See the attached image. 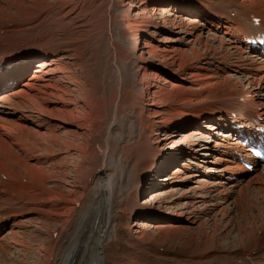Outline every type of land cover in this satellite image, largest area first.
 <instances>
[{
    "label": "bare ground",
    "instance_id": "1",
    "mask_svg": "<svg viewBox=\"0 0 264 264\" xmlns=\"http://www.w3.org/2000/svg\"><path fill=\"white\" fill-rule=\"evenodd\" d=\"M0 30V264H264V166L236 165L225 123L246 106L264 125L244 41L264 0H0ZM163 227L179 253L114 247L150 254Z\"/></svg>",
    "mask_w": 264,
    "mask_h": 264
},
{
    "label": "rangeland",
    "instance_id": "2",
    "mask_svg": "<svg viewBox=\"0 0 264 264\" xmlns=\"http://www.w3.org/2000/svg\"><path fill=\"white\" fill-rule=\"evenodd\" d=\"M51 1H55V0H51ZM58 1H63V0H58ZM53 5H54V3H52ZM160 6H164V5H162V4H160ZM142 42H143V40H141V44L140 45H142ZM217 55H220V56H217L216 58L218 59V57L219 58H224V54L221 52V54H217ZM225 55H227L226 57H228V58H225V61L226 62H232V61H230V60H233V59H236V57H237V54H231V55H229V54H225ZM235 55V56H234ZM230 59V60H229ZM149 61H152L154 64H155V60H151V59H148ZM37 61V60H36ZM36 61H34V62H32V64H31V66L29 67V70L31 71L32 69H34V66H35V64H36ZM217 62H219L218 60H217ZM156 65V64H155ZM218 65H220V66H224L223 67V70L224 71H226V72H228V73H230V74H233L232 72H230V70H228L227 71V69L229 68L227 65H225V64H223L222 63V61L220 62V63H218ZM227 66V67H226ZM237 76H239V74L238 75H235V77H237ZM176 80V79H175ZM174 81V80H173ZM21 84V81L19 80V81H14L11 85H10V88H7L5 91H4V93H2L1 94V96H5L6 97V93L7 94H11V92H16V91H18V89H19V85ZM242 88H245V86L243 85V87ZM71 92L74 94V91L71 89ZM0 108H6L5 107V104H2V103H0ZM191 124V123H190ZM176 133H178V130H177V132ZM175 140H178V137L175 139ZM165 151H167V150H165ZM173 165H171L169 168H171ZM168 168V169H169ZM174 169V168H173ZM163 175H165V173H163L162 175H161V177H158V180H160V178H162L163 177ZM159 182V181H158ZM250 190H252V189H250ZM243 191V195L245 196L242 200H246V201H248L249 200V196H251L252 198H256L255 196L257 195L255 192H253V190L252 191ZM248 195H245V193ZM255 193V194H254ZM151 194V192L150 191H148V193H146V194H144V196L143 197H145L147 200L150 198V195ZM254 196V197H253ZM247 198V199H246ZM250 200H251V198H250ZM169 215V214H168ZM171 216V215H170ZM166 219H164L165 220V225H163V226H167V225H169V227H173V228H177L178 226H182V224L184 223V220H182L181 218L180 219H173V218H167V217H165ZM216 220H215V223H216V225L220 228V229H225L224 227H226V225H227V218L225 219V218H219V216H217V217H214ZM137 219H139V218H137V214H133L132 215V218H131V220H129L130 222H131V224H134L135 222H136V220ZM226 220V221H225ZM211 221H213L212 219H210V218H202V221L201 222H203V224H204V227H207V225L208 224H211ZM208 222V223H207ZM210 222V223H209ZM33 223V222H32ZM176 224V225H175ZM27 225H30L29 226V228L30 229H32V226L33 225H31V224H27ZM223 226V227H222ZM163 228H165V227H163ZM29 230V229H28ZM164 231H165V238H163V239H161V240H156V238H153V240L151 241L150 240V242H149V244L148 243H146L145 244V247L149 250V252H150V254H145L144 252H142L141 250V248L140 249H129L128 248V246H127V244H128V242H126V244H122V243H120L119 242V245L117 246V245H115L114 244V247H117V248H120L121 249V252L123 253L122 254V257H123V261H128V260H130V259H135V258H143V256H144V258L146 259V260H148L149 262L152 260V259H155L156 258V256L157 255H159L161 252H163V253H167L166 251L167 250H172V251H174V252H176V253H179V252H177V251H175V248H177V246H179V241L177 240V239H175V240H173V237L171 236L172 234L173 235H178V234H180V232H178V231H175V230H168V229H163ZM167 231V232H166ZM180 231V230H179ZM189 231V230H188ZM170 232V233H169ZM178 233V234H177ZM26 234H28V231H26ZM183 235H185L186 237L188 236V237H192L193 235H191V233L189 232V233H187V234H183ZM177 241H178V243H177ZM171 242H173L174 244H175V246H174V248L173 249H169L168 247H171ZM144 243V242H143ZM144 245V244H143ZM157 250H158V252H157ZM183 253H185L186 255H189L190 253L189 252H183ZM248 258V257H247ZM119 259H120V257H119ZM116 261H118V258H116Z\"/></svg>",
    "mask_w": 264,
    "mask_h": 264
}]
</instances>
